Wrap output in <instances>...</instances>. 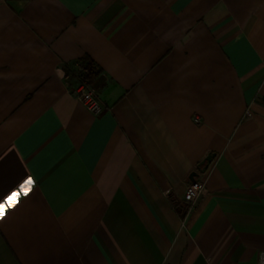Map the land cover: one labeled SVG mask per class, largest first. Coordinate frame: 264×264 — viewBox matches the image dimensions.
Here are the masks:
<instances>
[{"label":"crops","instance_id":"1","mask_svg":"<svg viewBox=\"0 0 264 264\" xmlns=\"http://www.w3.org/2000/svg\"><path fill=\"white\" fill-rule=\"evenodd\" d=\"M29 176L0 264H256L264 0H0V193Z\"/></svg>","mask_w":264,"mask_h":264},{"label":"built area","instance_id":"2","mask_svg":"<svg viewBox=\"0 0 264 264\" xmlns=\"http://www.w3.org/2000/svg\"><path fill=\"white\" fill-rule=\"evenodd\" d=\"M74 95L77 100L83 103L88 110H90L96 115L102 114L106 108V105L101 99L99 92L93 86L80 83L76 87ZM197 121H199L198 118ZM204 188L205 183L203 181L196 179L192 180L190 183L187 184L186 187V200L191 203L196 202L202 195ZM256 264H264V251L260 252Z\"/></svg>","mask_w":264,"mask_h":264},{"label":"snow or ice","instance_id":"3","mask_svg":"<svg viewBox=\"0 0 264 264\" xmlns=\"http://www.w3.org/2000/svg\"><path fill=\"white\" fill-rule=\"evenodd\" d=\"M34 180L31 176L23 179L15 191H9L7 194L0 193L2 202H0V219H3L9 209L15 208L20 202L21 197H28L33 190Z\"/></svg>","mask_w":264,"mask_h":264},{"label":"trees","instance_id":"4","mask_svg":"<svg viewBox=\"0 0 264 264\" xmlns=\"http://www.w3.org/2000/svg\"><path fill=\"white\" fill-rule=\"evenodd\" d=\"M79 67L73 69L66 67L67 74L73 75L79 80V83L93 86V83L101 75L102 69L91 58H85L78 62Z\"/></svg>","mask_w":264,"mask_h":264},{"label":"water","instance_id":"5","mask_svg":"<svg viewBox=\"0 0 264 264\" xmlns=\"http://www.w3.org/2000/svg\"><path fill=\"white\" fill-rule=\"evenodd\" d=\"M215 153H210L200 164H199V170L201 172H205L208 169V166L211 164L213 159L215 158ZM197 176V173H193L191 176L192 180H195V177Z\"/></svg>","mask_w":264,"mask_h":264}]
</instances>
